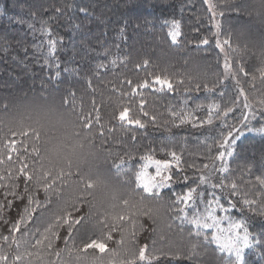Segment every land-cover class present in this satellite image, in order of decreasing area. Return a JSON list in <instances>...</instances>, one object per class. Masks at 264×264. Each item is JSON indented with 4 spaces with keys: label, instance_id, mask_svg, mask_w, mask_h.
Returning a JSON list of instances; mask_svg holds the SVG:
<instances>
[{
    "label": "trees",
    "instance_id": "1",
    "mask_svg": "<svg viewBox=\"0 0 264 264\" xmlns=\"http://www.w3.org/2000/svg\"><path fill=\"white\" fill-rule=\"evenodd\" d=\"M231 3L246 8L239 12L229 11L225 0L218 1L219 10L224 11L220 17L222 34L219 38L231 35L233 44L239 43L242 48L246 46L243 59L245 63L254 65L264 58V9L260 0H231ZM50 4H71L73 7L58 19L50 20V12L43 11V7ZM80 8H86L88 14H82ZM32 12L37 13L35 20ZM172 20L181 24L182 35L178 46L173 45L167 35ZM45 22L53 29L54 36L63 37L64 41L63 46H58L59 55L61 68L68 71H62L59 79L53 78L54 74L42 66L43 57L35 52L41 37L38 32L33 35L27 27L29 23H34L38 29ZM214 32L204 0H0V115L21 116L22 122V114L31 113L35 121L30 123L36 122L39 127L36 132L27 127H20L17 131L9 125L0 127V176L11 185L10 191L24 197L14 201L10 210H5L7 201L3 190H0V245L4 256L10 258L7 264H83L79 258L81 243L72 239L79 234L73 225L78 227L88 223L91 173L109 186L105 197L113 198L124 210L123 217H131L124 220H132L129 230L121 227H125L123 222L120 226L110 219L97 220L107 229L104 236L98 233V237L106 241L104 254L112 255L107 258L108 262L102 264H133L140 244L151 245L152 241L156 242L155 247L159 250L177 252V244L184 241L182 237H188L187 228L183 234L176 228L163 230L140 214L148 208L162 213L169 191L165 190L162 194L165 201L146 197L135 189L131 174L118 172L114 165L118 156L127 158L130 153L135 157L132 163L139 168L140 156L149 149L155 150L156 158H167L160 149L173 146L178 152L183 151L185 167L199 161V153L205 151L202 142L206 139L210 142L220 129L215 126L175 128L168 125L166 130L164 121L168 118L170 106L179 108L187 100L191 110L196 104L207 103L205 97L212 99L203 91L185 93L183 88L201 82L196 78L199 73L206 72L208 75L203 82L211 83L215 79L214 73L223 71L221 53L215 48ZM204 37L210 39V44L197 48L199 39ZM105 49L109 52L105 63L117 59L118 66L114 72L102 74L98 79L89 69V65L97 62L91 56L98 52L103 59ZM144 59L150 61L149 72H167L183 79L184 85L174 93L146 92L147 110L163 114L158 121L159 126L149 123L145 129L124 132L113 119L122 101L112 91V86L120 87L123 76L133 81L143 78V68L136 70L134 65ZM119 60H127V66L120 65ZM88 78H91L95 92L89 88ZM125 90L130 89L125 86ZM70 91L75 93V99L68 96ZM227 91L231 96L234 89ZM93 100L100 112L99 123L95 120ZM88 114L93 119L91 127L86 126ZM204 114L197 113L198 116ZM235 115L239 116V113ZM232 122L230 115L228 123ZM24 124L28 121L24 120ZM113 125L115 127L109 133L108 128ZM261 125H264V120L258 118L252 121L254 128ZM133 135L136 136L135 141L131 139ZM33 137L39 152L29 157L21 155L24 150L22 142ZM169 137L174 138L173 144L168 143ZM54 138L60 139L64 147L84 150L85 156L75 158L88 160L87 164L77 160L86 170L70 181L77 190H66L58 181L41 176L31 177L33 169L42 166L45 161L50 164L46 160L48 156L62 153L60 149L50 148L49 142ZM47 149L50 152L46 153ZM231 162L235 165L231 170L237 182H240L241 176L254 181L257 175L264 173V133L245 129L237 139ZM247 168L251 169V174L245 171ZM22 169L28 176L27 180L21 175ZM189 175H192L191 171ZM86 178L87 185L83 183ZM182 187L183 184H180L173 190L180 191ZM67 195L71 196L66 198ZM217 214L221 215V212ZM231 215L241 218L238 210H232ZM80 217L83 220L77 224L76 220ZM141 220L147 231L135 229L136 241L131 246L137 249L123 250L118 241L120 235L132 233L134 223ZM113 228L116 230L113 231ZM250 231L256 234L264 231V217L252 216ZM108 233H111V239ZM42 235L45 237L42 238ZM179 238L180 241H176ZM82 243H85L84 236ZM209 247L215 249V245ZM179 249L180 253L186 254L188 244L182 242ZM198 259L205 260L207 257ZM245 261L246 264H264V246L248 249ZM173 264L191 262L178 260Z\"/></svg>",
    "mask_w": 264,
    "mask_h": 264
},
{
    "label": "snow or ice",
    "instance_id": "2",
    "mask_svg": "<svg viewBox=\"0 0 264 264\" xmlns=\"http://www.w3.org/2000/svg\"><path fill=\"white\" fill-rule=\"evenodd\" d=\"M204 2L213 20L224 15V11L219 10L217 0H204ZM260 2L261 8L264 9V0ZM225 5L228 6L229 11L239 12L246 8V6L240 8L232 5L231 0H225ZM72 7L71 4L62 6L50 4L43 7V11L50 12V20H56ZM79 11L82 14H88L86 8H80ZM36 15L35 12L31 13L33 20ZM27 27L33 35L38 32L41 37L40 42L35 46V52L42 55V66L54 74L53 78L59 79L62 71H68L67 68H61L59 55L58 46H63V37L56 38L47 22L41 23L38 29L34 23H29ZM168 27L167 35L171 43L178 46L182 35L180 22L172 20ZM215 28L213 39L215 48L223 54V71L214 73L215 79L211 83L203 82L208 75L206 72L199 73L196 78L201 82L183 88L185 93L203 91L210 94L212 99L208 100L205 97L207 103L196 104L191 110H189L187 100L179 108L170 106L167 110L168 118L164 121L166 130L168 125L175 128H182L186 125L192 128L215 126L220 129L210 142L207 139L202 142L205 151L199 153V161H193L185 167L183 151L178 152L173 146L160 149L167 158H156L155 150L149 149L140 156L139 159L143 163L139 168H135L132 163L135 157L130 153L127 158L118 156L114 165L118 172L130 173L135 189L146 197L165 201L162 194L168 190L170 194L167 196L163 213L148 208L142 212V215L152 224L169 231L176 228L183 234L187 228L189 237L186 254L159 250L155 247V241H152L151 245L149 243L140 244L133 264H173V261L178 260H187L191 264H246L245 250L264 246V231L259 234L250 231L252 216L264 217V173L257 175L254 181L245 180L241 176L240 182H237L233 178L234 174L229 165V160L235 152L237 139L243 135L245 129L264 133V125L259 128L252 127V121L258 118L264 120V58L254 65L245 63L243 53L247 50L246 46L242 48L239 43L233 44L231 35L220 39L221 24L216 23ZM209 44L210 39L204 37L199 39L196 47ZM100 55L98 52L92 55L91 59L97 62L89 65L92 75L98 79L102 74L109 71L114 72L118 66L117 59H111L105 63L109 56L107 49L103 53V59H100ZM127 63V60H119V64L125 67ZM149 65L148 59L134 65L136 70L143 68L145 71V76L140 80L133 81L128 76H123L120 80V87L114 84L112 86V91L122 101L113 119L118 122L119 128L124 132L145 129L149 123L159 126L158 121L163 114L147 110L146 92L149 94L174 93L184 85L183 79H177L175 75L167 72H149ZM217 66H220L219 61H217ZM87 83L89 88L95 92L91 78L87 79ZM125 86L130 90H125ZM229 88L234 89L231 96L228 95L227 89ZM68 96L75 99L74 92L70 91ZM93 110L96 113L95 120L99 123L100 112L95 107L94 100ZM200 112L205 114L198 116L197 113ZM236 113H239V116H236ZM230 115L233 117L232 123H228ZM87 119L86 126L91 127L93 119L89 114ZM114 127L115 125L109 127L108 132L111 133ZM103 134L102 128L101 135ZM131 139L135 141L136 136L133 135ZM167 139L169 144H173V137ZM149 169H154V171H149ZM189 171L192 173L191 176ZM245 171L251 174L250 168ZM21 175H24L26 180L28 179L23 169ZM180 184H183L181 190L174 191L173 189ZM10 188L11 185L4 181L3 176H0V190H3L4 199L7 201L4 205L5 210H10L17 199H24L22 194L10 191ZM9 196L12 199H8ZM232 210H238L241 218H234L231 215ZM218 212L224 215H218ZM246 213L252 215H246ZM121 219H131V217H121ZM82 220L83 217H80L76 223L79 224ZM177 221L179 223H176ZM223 222H227L226 227ZM115 230L113 228V231ZM141 231L145 232L147 229L142 225ZM131 235L133 238L136 237L135 226ZM108 238L111 239V233H108ZM211 245H215L214 250L210 249ZM85 247H96L103 251L107 245L102 239H93ZM199 257H207V259L199 260Z\"/></svg>",
    "mask_w": 264,
    "mask_h": 264
},
{
    "label": "rangeland",
    "instance_id": "3",
    "mask_svg": "<svg viewBox=\"0 0 264 264\" xmlns=\"http://www.w3.org/2000/svg\"><path fill=\"white\" fill-rule=\"evenodd\" d=\"M219 0H217L218 2ZM211 18V14H210ZM234 22L238 23L237 20ZM220 23V16H218L215 20L211 18V24L216 31L215 24ZM223 64V54L221 53V66ZM223 70V69H221ZM1 114V113H0ZM24 117L21 122V116H14L11 117L6 114L0 115V127L1 125H9L8 127L11 128L13 131H17L20 127H27V128H33L35 129V132L39 129L36 122L30 123L35 121L33 117H31V113H24L22 114ZM24 120L28 121V124H24ZM50 128V127H47ZM1 131V130H0ZM35 134V133H34ZM60 139L54 138L49 142V146L51 149H60L62 150V153L56 154L51 156H48L46 160L50 163H45L32 170L31 177L35 179L37 176H41L42 178H46L48 180H51L53 182L58 181L61 186H63L66 190L72 191L73 189L77 190L76 185L71 183L72 177H75L78 173H83L86 168L82 167V165L79 163L88 162V160L81 159L76 156H85L84 150L81 149L79 151L75 150L71 147H64L62 144H60ZM35 137L32 138V140L27 139L26 141L22 142L24 150L21 155L23 156H31L36 155L39 152V147L36 148L35 146ZM50 152L48 149L46 151ZM143 162L141 161V164ZM140 164V165H141ZM230 169L233 168L235 165L232 164L231 158L229 160ZM149 171H154V169H149ZM85 174V173H84ZM236 174H238L236 172ZM87 176L89 174L86 173ZM94 177H92V176ZM91 181L90 183V191L88 194L91 193V200L89 202L88 207V223L86 225L82 224L81 226L75 227L73 225V228H75L79 234H76L72 237V239L76 242L81 243V248L79 250V258L80 261L83 264H102L103 262H108L107 258H111V254L105 255V250L101 251L97 249L96 247L92 248H86L85 246L89 244L93 239L101 240V238L98 237V233L100 232L103 236L106 235L107 229L105 226H102L101 224L97 223V220H105L110 219L118 225H120V222H123L125 224V227L121 226L123 229H131L130 222L132 221H125L124 219H121V217L124 216V210H122L113 200V198L107 199L105 197V194L109 191V186L102 180L96 177L95 174L91 173ZM246 177V175H245ZM85 185L88 184V179L86 178L83 182ZM57 193V192H56ZM71 195H67L66 198H69ZM163 210V208H162ZM143 211H140V214L142 215ZM163 213V211H162ZM221 215H224V213H221ZM140 216V215H139ZM143 216V215H142ZM179 223V221H177ZM135 229H138L141 231V226L143 225V220L137 221L134 223ZM223 225L226 227L227 222H223ZM44 230V229H42ZM164 230V228H163ZM83 236L85 238V243H82ZM42 238L45 237V235L41 236ZM184 241L187 244L189 243V237H182ZM103 240V239H102ZM105 241V240H104ZM119 243L121 245V248L123 250H133L137 249L135 246H131V243L135 242V238H131V233L129 235H120L119 237ZM176 241H180V238ZM182 242L178 243L176 246V251L180 253L179 245H182ZM106 243V241H105ZM248 249L245 250V252ZM10 258L8 256H4L3 249L0 245V264H7L8 260ZM16 264V262H14Z\"/></svg>",
    "mask_w": 264,
    "mask_h": 264
}]
</instances>
